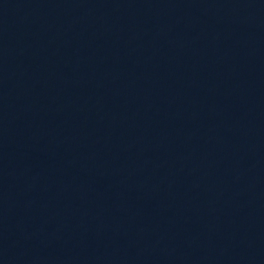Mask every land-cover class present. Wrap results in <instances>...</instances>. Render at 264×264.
I'll return each instance as SVG.
<instances>
[{"label":"water","instance_id":"obj_1","mask_svg":"<svg viewBox=\"0 0 264 264\" xmlns=\"http://www.w3.org/2000/svg\"><path fill=\"white\" fill-rule=\"evenodd\" d=\"M0 264H264V0H0Z\"/></svg>","mask_w":264,"mask_h":264}]
</instances>
